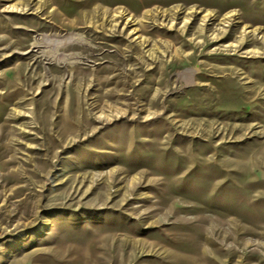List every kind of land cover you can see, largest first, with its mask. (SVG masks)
<instances>
[{
  "label": "rangeland",
  "instance_id": "1",
  "mask_svg": "<svg viewBox=\"0 0 264 264\" xmlns=\"http://www.w3.org/2000/svg\"><path fill=\"white\" fill-rule=\"evenodd\" d=\"M0 264H264V0H0Z\"/></svg>",
  "mask_w": 264,
  "mask_h": 264
},
{
  "label": "bare ground",
  "instance_id": "2",
  "mask_svg": "<svg viewBox=\"0 0 264 264\" xmlns=\"http://www.w3.org/2000/svg\"><path fill=\"white\" fill-rule=\"evenodd\" d=\"M70 35H71V34H70ZM67 38H69V37H67ZM72 38H73V37H72ZM76 40L79 42L80 39L78 40V38H75L74 41H73V40H72V41L75 43ZM77 41H76V42H77ZM69 42H70V41H69ZM78 42H77V43H78ZM64 43H65V42H64ZM79 43H80V42H79ZM38 44H39V43H38ZM42 44H43V43H42ZM72 45H73V44H72ZM34 46H35V44H34ZM34 46H33V47H34ZM38 46H39V45H36V47H38ZM79 46H80V45H79ZM65 57H66V56H65ZM63 63H64V61H63ZM100 118H101V117H100ZM100 118H99V119H100Z\"/></svg>",
  "mask_w": 264,
  "mask_h": 264
}]
</instances>
